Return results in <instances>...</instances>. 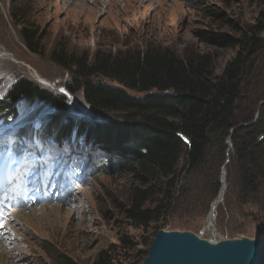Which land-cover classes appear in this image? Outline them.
Listing matches in <instances>:
<instances>
[{"label":"rangeland","instance_id":"1","mask_svg":"<svg viewBox=\"0 0 264 264\" xmlns=\"http://www.w3.org/2000/svg\"><path fill=\"white\" fill-rule=\"evenodd\" d=\"M262 9L264 0H0V101L18 79H27L53 95L65 96L64 106L73 121L104 124L100 117L114 116L99 115L84 102L80 91L67 93L65 85L71 80V72L52 61L54 50L87 53L90 57L98 51L147 48H167L178 55L190 50L209 52L216 55L214 73L218 75L235 50L215 47L214 35L236 36L242 27L255 23ZM32 34L35 51L27 47ZM260 38L262 50L256 64L264 85V33ZM15 109L16 116L9 123L0 116V143L17 138L16 126L37 127V119H47L52 111L46 103L28 107L19 102ZM79 142L63 139L68 151L53 153V158L61 160L56 166L59 171L76 175L81 182L75 185L70 179L69 183L61 179L74 190L59 203L52 197L11 211L13 216L5 224L8 232L4 238L0 236V242L7 244L0 245V264H55L42 249L45 247L54 248L76 264H91L101 250L117 244L120 235L129 236L135 245L124 256V262L130 264L129 256L137 249L146 250L138 243L149 245L159 230L189 231L214 242L264 235V185L252 202L242 204L236 185H229L227 177L223 196L215 198L221 202L216 207L214 231L205 226L215 199L207 202L200 197L169 210L163 221L151 223L147 230L133 227L124 217L130 190L136 186L132 174L116 167L108 154L105 160L100 158L102 152L94 150L96 157L86 149L89 143L82 144L81 151ZM231 149L232 145L229 154ZM5 156L0 152V162H6ZM184 224L196 229L188 230Z\"/></svg>","mask_w":264,"mask_h":264},{"label":"trees","instance_id":"2","mask_svg":"<svg viewBox=\"0 0 264 264\" xmlns=\"http://www.w3.org/2000/svg\"><path fill=\"white\" fill-rule=\"evenodd\" d=\"M262 33L264 9L236 36L214 35L215 47L235 50L218 75L216 55L209 52L178 55L167 48H147L98 51L90 57L54 50L52 61L71 72L67 93L80 91L91 109L114 118L100 117L104 124L73 121L64 106L65 96L27 79H18L7 90L0 116L9 123L19 102L28 107L46 103L52 111L42 125L56 133L55 139L68 140L74 133L96 142L92 146L102 152L101 158L106 160L108 154L136 181L124 211L135 228L147 230L151 223L163 221L169 210L195 198L213 201L220 190L230 135L227 182L236 185L240 203H250L264 185V85L256 64ZM33 38L32 34L27 40L31 51L37 47ZM151 243H138L146 250L137 249L128 257L130 264H142ZM130 247L135 245L129 236L120 235L118 243L101 250L91 264H126ZM50 248L42 249L55 264H76Z\"/></svg>","mask_w":264,"mask_h":264},{"label":"water","instance_id":"3","mask_svg":"<svg viewBox=\"0 0 264 264\" xmlns=\"http://www.w3.org/2000/svg\"><path fill=\"white\" fill-rule=\"evenodd\" d=\"M234 131L235 129L230 134ZM230 140L231 135L226 141L229 148L221 168L223 179L217 196H223L226 189L225 167L229 161ZM261 140L262 137L259 138ZM185 142L188 143L186 140ZM216 203L218 202L215 199L210 209L212 212H215ZM214 227V220H211L209 228L214 231ZM263 261L264 235L254 239H220L214 242L204 240L189 231L159 230L142 264H262Z\"/></svg>","mask_w":264,"mask_h":264},{"label":"bare ground","instance_id":"4","mask_svg":"<svg viewBox=\"0 0 264 264\" xmlns=\"http://www.w3.org/2000/svg\"><path fill=\"white\" fill-rule=\"evenodd\" d=\"M61 180V179H60ZM220 197H222L221 195H219V198ZM216 202H218L219 203V201H216ZM218 203H216V207H217V204ZM215 212H216V209H215ZM215 212H212V211H210V214H209V216H208V222L210 223V221L211 220H214L215 219ZM208 227H209V224H208ZM4 228H6V225H5V227ZM4 235H5V232H4V230L2 231V234H0V236H3V238H4ZM1 241H2V239H1ZM2 243H4V241L2 242ZM1 242H0V245H2V246H6L5 244L3 245Z\"/></svg>","mask_w":264,"mask_h":264},{"label":"clouds","instance_id":"5","mask_svg":"<svg viewBox=\"0 0 264 264\" xmlns=\"http://www.w3.org/2000/svg\"><path fill=\"white\" fill-rule=\"evenodd\" d=\"M95 169H96V166H95Z\"/></svg>","mask_w":264,"mask_h":264}]
</instances>
